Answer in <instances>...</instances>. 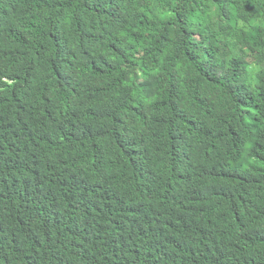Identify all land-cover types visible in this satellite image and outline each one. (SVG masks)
<instances>
[{
  "label": "trees",
  "instance_id": "1",
  "mask_svg": "<svg viewBox=\"0 0 264 264\" xmlns=\"http://www.w3.org/2000/svg\"><path fill=\"white\" fill-rule=\"evenodd\" d=\"M0 264H264V0H0Z\"/></svg>",
  "mask_w": 264,
  "mask_h": 264
}]
</instances>
